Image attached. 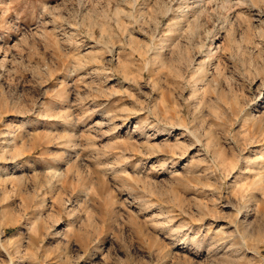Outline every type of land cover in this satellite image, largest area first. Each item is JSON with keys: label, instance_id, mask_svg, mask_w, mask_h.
<instances>
[{"label": "rangeland", "instance_id": "rangeland-1", "mask_svg": "<svg viewBox=\"0 0 264 264\" xmlns=\"http://www.w3.org/2000/svg\"><path fill=\"white\" fill-rule=\"evenodd\" d=\"M0 264H264V0H0Z\"/></svg>", "mask_w": 264, "mask_h": 264}]
</instances>
